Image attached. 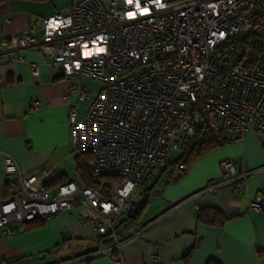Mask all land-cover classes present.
<instances>
[{"label": "built area", "instance_id": "built-area-1", "mask_svg": "<svg viewBox=\"0 0 264 264\" xmlns=\"http://www.w3.org/2000/svg\"><path fill=\"white\" fill-rule=\"evenodd\" d=\"M40 23L42 40L25 29L0 41V62L35 47L68 81L67 99L90 101L83 119L69 103L71 144L93 155L99 183L73 176L56 184L53 167L27 174L5 156L13 178L7 188L0 184V234L78 208L80 221L95 230L97 253L126 264L119 215L145 189L160 191L184 175V162L168 163L180 130L184 153L207 139L231 144L263 131L264 0H72ZM82 78L100 82L94 97ZM220 167L203 192L248 190L250 172L231 158ZM250 209L263 210V199L255 197ZM152 263L159 264L157 255Z\"/></svg>", "mask_w": 264, "mask_h": 264}, {"label": "crops", "instance_id": "crops-1", "mask_svg": "<svg viewBox=\"0 0 264 264\" xmlns=\"http://www.w3.org/2000/svg\"><path fill=\"white\" fill-rule=\"evenodd\" d=\"M72 0H4L0 3V41H9L25 29L42 40L40 19L67 7ZM4 49L5 46H1ZM23 59L0 62V184L10 177L4 157L10 156L24 173L53 167L51 180L77 175V155L71 144L69 103L79 107L83 119L90 101L77 95L66 98L69 83L49 56L35 47L19 50ZM33 65L37 73H33ZM78 82L92 91L96 89ZM93 89V90H92ZM38 103L34 108L33 103ZM231 158L250 172L248 190L224 187L218 193L203 192L222 175L220 162ZM255 197L264 201V129L247 132L231 144L217 145L192 161L184 175L160 191H143L133 201L134 218L120 213L117 230L128 238L126 264H264V209L252 210ZM202 209H216V225L198 219ZM78 208L60 212L45 225L0 234V264H118L97 253L98 239L91 224L78 217ZM114 257H117L114 253Z\"/></svg>", "mask_w": 264, "mask_h": 264}, {"label": "trees", "instance_id": "trees-1", "mask_svg": "<svg viewBox=\"0 0 264 264\" xmlns=\"http://www.w3.org/2000/svg\"><path fill=\"white\" fill-rule=\"evenodd\" d=\"M30 1H36V2H45L48 0H30ZM4 2V0H0V3ZM224 144L221 141L218 140H212V139H207L204 140L200 143H198L197 146H195L192 149H186L183 158L181 159L182 162H184V164H186V166H188L192 161H194L198 156H200L201 154H203L204 152L208 151L209 149L217 146V145H221ZM93 155L89 152H80L76 159L78 162V167H77V177L81 180V183L86 185V186H96L99 181L93 176L92 173V166H93ZM65 180H58L54 183H62ZM151 189L147 188L145 189V192H150ZM264 202V201H263ZM219 211H217L216 209H202L200 211V213L198 214V219L211 224V225H216L219 220L218 217L214 218L211 215L214 214L215 216L218 215ZM220 215V213H219ZM25 228L26 229H35L38 227H41L43 225H45V220L42 219H35L32 221H29L27 223H25ZM207 264H220L218 262H216L215 260H209L207 262Z\"/></svg>", "mask_w": 264, "mask_h": 264}, {"label": "water", "instance_id": "water-1", "mask_svg": "<svg viewBox=\"0 0 264 264\" xmlns=\"http://www.w3.org/2000/svg\"><path fill=\"white\" fill-rule=\"evenodd\" d=\"M179 149L178 150H171L168 154V163L169 164H175L176 162H178L179 160H181L184 156V137H185V130H180L179 133ZM13 177L10 176L8 178L12 179ZM136 214V208L135 206H131L127 209V215L129 216V218H134Z\"/></svg>", "mask_w": 264, "mask_h": 264}, {"label": "rangeland", "instance_id": "rangeland-1", "mask_svg": "<svg viewBox=\"0 0 264 264\" xmlns=\"http://www.w3.org/2000/svg\"><path fill=\"white\" fill-rule=\"evenodd\" d=\"M84 82L87 83L88 85H90V87H92V88H94L96 86H100V82L98 80H94V79H91V78H85Z\"/></svg>", "mask_w": 264, "mask_h": 264}, {"label": "snow or ice", "instance_id": "snow-or-ice-1", "mask_svg": "<svg viewBox=\"0 0 264 264\" xmlns=\"http://www.w3.org/2000/svg\"><path fill=\"white\" fill-rule=\"evenodd\" d=\"M133 2H134V0H128V3H129V4H132ZM137 6L139 7V4H137ZM141 11H142V12H147L148 9H146V8H145V9H141Z\"/></svg>", "mask_w": 264, "mask_h": 264}]
</instances>
